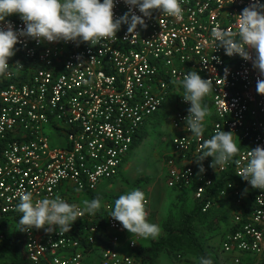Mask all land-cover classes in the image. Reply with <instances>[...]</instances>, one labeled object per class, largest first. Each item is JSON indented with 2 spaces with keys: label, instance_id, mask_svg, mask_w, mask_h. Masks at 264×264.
I'll use <instances>...</instances> for the list:
<instances>
[{
  "label": "built area",
  "instance_id": "2783aa9c",
  "mask_svg": "<svg viewBox=\"0 0 264 264\" xmlns=\"http://www.w3.org/2000/svg\"><path fill=\"white\" fill-rule=\"evenodd\" d=\"M253 2L182 0L180 17L154 10L135 35L122 25L95 45L20 38L9 74L0 77V264L11 236L27 264H141L135 251L145 238L110 216L112 198L94 216L82 213L70 231H24L17 205L22 192H32L34 200L59 195L82 209L72 193H95L116 177L146 121L164 106L174 129L168 187L191 191L202 212L218 207L228 214L212 246L220 264H264V190L238 175L248 153L264 146V94L257 92L264 76L252 60L226 55L211 36L214 28L236 32L238 15ZM113 11L122 17L129 5L116 0ZM9 23L25 27L19 14L0 26ZM190 71L213 81L204 100L211 115L199 138L186 130L191 105L177 83ZM217 131L233 132L240 151L223 168L211 167L214 158L207 157L200 173L196 159ZM134 189L146 194L148 217L147 190ZM169 264L185 263L178 254Z\"/></svg>",
  "mask_w": 264,
  "mask_h": 264
},
{
  "label": "clouds",
  "instance_id": "9594fccd",
  "mask_svg": "<svg viewBox=\"0 0 264 264\" xmlns=\"http://www.w3.org/2000/svg\"><path fill=\"white\" fill-rule=\"evenodd\" d=\"M115 3L116 0H0V22L19 14L25 23V27L18 30L11 23L6 28L0 26V77L9 74V58L15 55L21 37L95 45L102 38L115 36L122 25H127L128 33L135 35L138 26L147 27L145 18H151L154 10L172 17H180L183 12L182 0H124L129 5V12L115 17ZM135 9L142 15H136ZM236 23V32L214 28L213 41L228 56L238 54L245 60H252L253 67L264 76V0H254L251 6L244 8ZM251 49L256 53L254 59ZM177 83L184 89L185 101L191 105L186 130L199 138L205 131L206 118L211 115L204 100L211 92L213 81L197 71H190ZM257 92L264 94V79L257 80ZM203 149L196 159L200 173L205 172L202 162L207 157L214 158L211 167L223 168L240 151L234 133L230 131H217L204 142ZM248 157L238 175L253 188L264 190V146L251 150ZM235 163L239 165L240 161ZM145 202L146 194L140 189H132L116 199L110 216L131 234L155 239L160 234V227L148 220ZM100 207L99 197L86 200L81 209L59 195L53 199L34 200L32 192H22L17 210L22 213L19 223L24 231L41 228L49 231L54 226L70 231L82 213L94 216ZM200 264H213V261L202 257Z\"/></svg>",
  "mask_w": 264,
  "mask_h": 264
},
{
  "label": "rangeland",
  "instance_id": "374dc122",
  "mask_svg": "<svg viewBox=\"0 0 264 264\" xmlns=\"http://www.w3.org/2000/svg\"><path fill=\"white\" fill-rule=\"evenodd\" d=\"M162 107L159 112L149 118L139 134V144L125 158V162L116 177L100 182L97 193L110 198L115 194L123 195L134 189L136 179L142 178V183L150 198V213L148 220L160 227V234L155 238H146L145 244L156 241L164 233L163 224L168 219L178 220L184 211H189L194 202V196L189 190H173L168 187L166 179V159L173 154L172 137L174 129L170 124V112ZM212 109V108H211ZM48 130V129H47ZM52 144H59L58 139L51 136ZM90 194L72 193L84 205L90 200ZM104 199H100L102 202ZM216 234L207 238L210 253L218 255L212 247ZM173 258L167 250L157 259V264H169Z\"/></svg>",
  "mask_w": 264,
  "mask_h": 264
},
{
  "label": "trees",
  "instance_id": "16d2710c",
  "mask_svg": "<svg viewBox=\"0 0 264 264\" xmlns=\"http://www.w3.org/2000/svg\"><path fill=\"white\" fill-rule=\"evenodd\" d=\"M141 136L135 141L133 148L139 144ZM142 178L136 179V187H144ZM220 183L215 187V192L220 189ZM179 190V189H173ZM120 195L110 196L114 201ZM99 197L106 198V195L97 192L90 193V200ZM228 219V214L218 207L209 212H202L201 204L194 198L193 205L189 211H184L176 221L168 219L164 222V233L156 241L146 246L145 239L142 245L136 249L135 256L141 264H157V259L165 250L169 252L173 260L180 254L185 264H200L201 258H209L213 264H220L215 255L213 256L207 245V238L218 233L222 227L220 221ZM15 238L11 236L3 249V262L5 264H27V261L17 256V247L13 243Z\"/></svg>",
  "mask_w": 264,
  "mask_h": 264
},
{
  "label": "crops",
  "instance_id": "0c3cea01",
  "mask_svg": "<svg viewBox=\"0 0 264 264\" xmlns=\"http://www.w3.org/2000/svg\"><path fill=\"white\" fill-rule=\"evenodd\" d=\"M116 195H119V194H116Z\"/></svg>",
  "mask_w": 264,
  "mask_h": 264
}]
</instances>
